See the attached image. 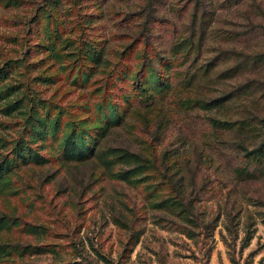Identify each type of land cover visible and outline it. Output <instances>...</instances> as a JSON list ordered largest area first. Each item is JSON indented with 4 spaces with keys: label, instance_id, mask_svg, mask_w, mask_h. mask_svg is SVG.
Returning a JSON list of instances; mask_svg holds the SVG:
<instances>
[{
    "label": "rangeland",
    "instance_id": "rangeland-1",
    "mask_svg": "<svg viewBox=\"0 0 264 264\" xmlns=\"http://www.w3.org/2000/svg\"><path fill=\"white\" fill-rule=\"evenodd\" d=\"M263 48L264 0H0V264H264Z\"/></svg>",
    "mask_w": 264,
    "mask_h": 264
},
{
    "label": "trees",
    "instance_id": "trees-1",
    "mask_svg": "<svg viewBox=\"0 0 264 264\" xmlns=\"http://www.w3.org/2000/svg\"><path fill=\"white\" fill-rule=\"evenodd\" d=\"M192 42V41H189ZM183 43V42H182ZM92 58L95 61V58H98L94 55V53H92ZM250 60L254 63V64H261L264 63V48L263 49H256L254 52L251 53V56L249 57ZM248 60V59H247ZM8 63V62H7ZM3 64L0 66V94H1V86H2V80L6 77H8L9 72H10V65ZM263 77H258L257 79H259V81L262 80ZM258 82V81H257ZM250 84V86H254V83L256 84L255 81H251L249 78L247 79L246 82H244L243 84ZM262 84V83H261ZM264 84H262L261 86H263ZM12 85H8V87H11ZM1 96V95H0ZM32 98V97H31ZM20 103L19 99L10 101V102H6L3 104V109L7 112L10 113L14 110V108L16 107V105ZM116 112V109H115ZM252 118L255 120L256 123L259 124L260 128H262V132L264 134V114H260V115H255L252 116ZM43 121V120H42ZM245 122V121H244ZM52 126H56L57 124V119L54 118L53 120H51L50 123ZM32 127L36 130V131H41V128L39 126H37L36 124H33ZM264 143V140H263ZM85 141H84V137L82 136L81 132L78 133H69L66 134L64 137V146H65V150L66 152L71 155V156H75L76 158H80L84 155V151H86L85 149ZM263 152H264V148H263ZM18 158H22V160H32L34 162H41L44 161L46 159L45 155L43 153H41L38 150L35 149H31V148H27L26 146L21 147L18 151ZM131 155H134L133 153H130ZM17 160L14 159V156H7L4 155L3 159L0 160V187L3 185L4 183V176L5 174L11 170L16 164H17ZM139 165L141 166V163L137 164L136 167L133 168H128L124 171V173H122L123 175H128V174H133L138 172L139 169ZM11 222H21V226L23 225L25 229L31 230V231H36L38 226L34 223H31L30 221H24L23 219H21L20 216L18 215H6V214H0V227L3 226H9L11 224ZM14 224V223H13ZM20 226V227H21ZM46 244L48 243H37V244H25L23 249L26 250V248L31 247L30 250H34L40 247H45L47 246ZM14 248H20L21 245L19 243H16L14 245Z\"/></svg>",
    "mask_w": 264,
    "mask_h": 264
}]
</instances>
